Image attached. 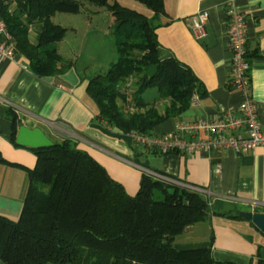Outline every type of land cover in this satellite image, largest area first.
Masks as SVG:
<instances>
[{"label":"trees","instance_id":"obj_1","mask_svg":"<svg viewBox=\"0 0 264 264\" xmlns=\"http://www.w3.org/2000/svg\"><path fill=\"white\" fill-rule=\"evenodd\" d=\"M135 1L148 12L126 7L120 0H2L0 15L17 53L43 77L73 65L59 66L64 62L56 44L68 29L55 23L54 15L80 13L87 3L108 7L115 20L118 59L90 80L88 93L106 126L122 134H153L156 126L187 111L208 92L191 68L176 58H159L157 29L164 24L165 1ZM31 29L37 33L35 43ZM149 88H157L160 100L167 101L164 108L145 101ZM8 116L11 141L19 146L21 120L13 110ZM31 150L37 163L27 169L21 217L12 221L0 216V264H219L212 244L189 250L175 247L176 238L188 227L209 220L211 204L199 191L145 173L138 193L130 195L71 138ZM0 163L16 165L1 152ZM240 212L218 214L246 220Z\"/></svg>","mask_w":264,"mask_h":264},{"label":"crops","instance_id":"obj_2","mask_svg":"<svg viewBox=\"0 0 264 264\" xmlns=\"http://www.w3.org/2000/svg\"><path fill=\"white\" fill-rule=\"evenodd\" d=\"M164 1L166 16L162 19L164 24L157 29L159 58H176L191 68L208 95L198 98L179 116L156 126L153 134L174 132L183 122L216 120L240 105L241 93L229 84L232 51L227 11L230 6L246 18L247 49L253 63L250 94L263 112L264 0ZM205 10L209 12L207 36L197 39L189 19ZM30 39L33 43L37 40L33 29ZM64 39L56 44L64 62L59 66L73 65L58 75H36L29 61L20 54L16 60H0V152L8 162L16 164L0 163V216L12 221L20 219L29 185L27 169L35 168L37 163V156L30 148L16 146L11 141L12 121L8 113L13 110L21 123L42 128L54 142L75 140L130 195L138 193L145 173L170 184L199 190L211 204L212 212L207 222L188 227L176 238L177 249L205 248L212 244L219 264H258L259 259L264 260V233L247 219L218 214L238 209L264 213V147L245 153L222 148L193 155H163L141 149L133 135L122 134L100 120L98 105L89 95L88 86L93 77L106 71L95 75L82 71L77 53L72 51L73 55L67 57ZM143 97L160 108L167 104L160 100L159 92L150 94L146 90ZM208 137L201 131L194 139ZM216 165H221L220 173L216 172Z\"/></svg>","mask_w":264,"mask_h":264},{"label":"built area","instance_id":"obj_3","mask_svg":"<svg viewBox=\"0 0 264 264\" xmlns=\"http://www.w3.org/2000/svg\"><path fill=\"white\" fill-rule=\"evenodd\" d=\"M227 13L228 36L232 51L229 84L241 93L240 105L236 109H229L216 120L180 123L174 132L167 134H134L135 142L141 149L163 155L171 153L193 155L198 151L222 148L245 153L264 147V107L261 112L250 94V72L253 63L247 49L246 18L234 6H230ZM208 21L209 12L206 10L190 17L189 23L197 39H204L207 36ZM17 56L13 36L0 15V60H16ZM23 67L27 68V65ZM201 131H205L209 137L194 139ZM215 170L220 173L221 165H216ZM190 189L199 191L195 188Z\"/></svg>","mask_w":264,"mask_h":264},{"label":"rangeland","instance_id":"obj_4","mask_svg":"<svg viewBox=\"0 0 264 264\" xmlns=\"http://www.w3.org/2000/svg\"><path fill=\"white\" fill-rule=\"evenodd\" d=\"M120 2L126 7L148 12V9L138 1L120 0ZM53 21L68 29L63 49L67 51V57L73 55L72 51L79 55L78 66L82 71L95 75L100 71H107L110 64L118 59L117 38L114 33L115 20L108 7L87 3L80 13L58 11ZM153 70L154 67L150 71ZM147 92L155 94L158 90L149 88ZM144 97L150 99L148 95Z\"/></svg>","mask_w":264,"mask_h":264},{"label":"water","instance_id":"obj_5","mask_svg":"<svg viewBox=\"0 0 264 264\" xmlns=\"http://www.w3.org/2000/svg\"><path fill=\"white\" fill-rule=\"evenodd\" d=\"M17 144L25 148L39 149L51 147L55 142L42 128H30L21 123L17 134ZM240 216L253 221L254 224L264 233V213L242 211L240 212Z\"/></svg>","mask_w":264,"mask_h":264}]
</instances>
